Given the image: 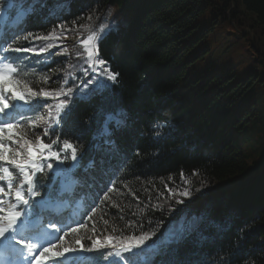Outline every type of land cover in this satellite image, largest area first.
I'll return each mask as SVG.
<instances>
[{"label": "trees", "instance_id": "16d2710c", "mask_svg": "<svg viewBox=\"0 0 264 264\" xmlns=\"http://www.w3.org/2000/svg\"><path fill=\"white\" fill-rule=\"evenodd\" d=\"M0 3L6 12L11 7L7 0ZM46 4L3 43L31 51H0V55L20 58L15 61L19 78L34 91L71 88L72 95L59 98L69 100L71 114L45 136L52 123L49 107L54 113L58 98H40L34 111H22L25 119L13 130L19 135L9 140L4 130L0 143L5 154L24 161L28 159L25 140L35 145L36 137L44 143L59 137L53 151L60 152L63 141L69 140L83 156L88 147L93 152L97 138H103L114 141L116 160L121 154L128 157L110 180L94 166H84L85 161L70 179L54 174L71 164L70 149L64 165L55 159L43 162L44 171L36 174L44 185L37 187L45 197L41 211L63 182L80 183L89 195L90 204L79 221L86 227L65 228L60 233H67L64 243L75 247L83 237L90 246L92 239L154 232L146 242L159 245L158 253H146L151 264H264V138L239 143L233 129L249 128L250 118L259 111L254 101L234 115L260 75L264 81V0H46ZM50 9L54 15H49ZM206 12L212 13L210 21H201ZM222 27H227L225 36L217 41ZM103 30L96 42L99 58L119 75L102 93L82 97L83 85L99 75L100 66L89 68L80 41ZM28 33L53 36L24 39ZM70 35L75 40L67 50ZM207 40L211 47L204 46ZM40 48L47 50L41 53ZM221 52L225 60L220 71L214 64L208 66L209 71L215 67L210 75L195 71L199 61ZM106 122L107 135L103 134ZM60 154L63 157L65 152ZM102 156L105 159L106 154ZM49 163L54 170L47 168ZM0 165L18 172L8 161ZM20 179L22 174L11 190L6 179L0 180L4 208L15 202ZM109 186L115 191L102 203ZM185 187L192 196L178 194ZM181 226L184 231L178 242L162 243ZM94 264L104 262L97 259Z\"/></svg>", "mask_w": 264, "mask_h": 264}, {"label": "snow or ice", "instance_id": "6c2138e0", "mask_svg": "<svg viewBox=\"0 0 264 264\" xmlns=\"http://www.w3.org/2000/svg\"><path fill=\"white\" fill-rule=\"evenodd\" d=\"M11 7L7 12L3 11V5L0 3V30L3 31V41L6 42L12 35L20 30L24 20L28 17L37 14L47 8L46 0H7ZM54 9L49 10V15H54ZM83 27V26H82ZM53 33L47 36H34L28 33L24 39L32 37L34 39L49 40ZM100 38L99 34L93 31L86 38L82 39L80 43L84 46V52L87 57L89 68L97 69L100 66L99 75H93L83 85L80 95L82 97L90 93H102L109 84L117 81L118 73L111 71L107 67V61L100 59L98 55V48L96 46L97 40ZM48 47H51L49 44ZM46 48H40L42 53ZM0 51L8 52H22L31 51V49H22L13 47L12 44L3 46L0 44ZM19 57L10 58L6 55H0V137L4 136V130H8L7 139L12 140L14 129L21 127L22 121L25 119L20 109L25 111H34L40 106V98L56 97L58 102L54 105V113L49 107V119L52 121L45 129L44 135L49 134V130H54L55 125L62 124L71 114V105L68 99H59L60 97H68L73 94L71 88L65 89L63 86L59 90L46 91L41 89L39 92L34 91L28 82L19 78V68L15 61ZM87 74V70H85ZM47 77L44 78L45 82ZM22 86V88H21ZM23 89V90H22ZM19 102H23L20 104ZM15 112V115H13ZM16 116L20 120H16ZM12 120L14 123L6 121ZM35 121L29 119V124L35 126ZM105 135L107 132V122L105 124ZM158 136L159 133H156ZM37 143L33 145L30 141L25 140L24 146L27 148L28 159L24 161L9 159L5 154V146L0 143V161H8L18 169L17 173L11 171L8 167L0 168V180H7L8 189L11 190L13 185L22 174L20 183L16 184L15 202L9 203L7 208H4L3 200H0V264H45L50 258L54 259V264H94L99 259L104 264H151L150 257L146 254L148 252L158 253L159 245L154 243H146L150 241L155 235L154 232H141L139 236L129 235L122 237H105L103 241L99 238L92 239L91 245L86 246L82 240L83 237L75 241V247L65 245V235L57 234L61 231L55 223H49L47 228L43 224V216L41 208L45 203V197L41 192L37 191V187H44L43 184L38 183L37 173L44 171L43 162L47 159H55L60 165H64L65 161L69 159L66 150H71V164L67 167L61 168L58 172L54 170L53 164H47V168L54 170V174L60 175L65 180L74 177L75 170L79 168L82 159V153L69 140L63 141V147L60 152L53 151L60 144L59 137L51 141V143H44L41 137H36ZM16 143H19L17 140ZM47 152L45 156L44 153ZM61 152H65L62 157ZM19 155V153H17ZM93 162H89L88 167H93ZM193 172V175H196ZM183 177V173H181ZM183 183L190 185V180H183ZM115 181L112 182V185ZM204 185L202 184L201 187ZM197 189L196 191H199ZM3 189H0L2 192ZM115 191L113 186H109L108 190L101 198V202L110 199V193ZM172 193H170L171 195ZM183 197L192 196V191L189 187H185L182 192L178 193ZM51 199V191L47 194ZM39 197L40 199H36ZM177 203H183L178 200ZM99 207V205L97 206ZM96 212V208L92 209V213ZM91 218V217H90ZM75 223V221H73ZM108 223L107 220L104 221ZM131 226V223L130 225ZM79 228L86 227V225H78ZM54 230L49 232L47 229ZM71 232L76 233L78 228H71ZM115 232L116 229H113ZM184 228L180 227L178 232L172 234L169 239L162 243L168 244L174 241L178 242L183 234ZM95 232V227H93ZM46 237H50L47 239ZM44 238V244L34 243ZM91 239V237H88ZM52 241H56L53 243ZM118 241V242H117ZM109 247L111 251L102 252L101 249Z\"/></svg>", "mask_w": 264, "mask_h": 264}, {"label": "rangeland", "instance_id": "374dc122", "mask_svg": "<svg viewBox=\"0 0 264 264\" xmlns=\"http://www.w3.org/2000/svg\"><path fill=\"white\" fill-rule=\"evenodd\" d=\"M5 11V10H3ZM6 12V11H5ZM212 16V13L210 12H206L205 14H203L201 21H210V17ZM115 25H117V23H115ZM227 30V27H222L219 29L220 35H217V41H220L221 38L223 36H225V31ZM105 30H103V32L101 31L99 33V36H101L104 33ZM216 39V37H215ZM75 37L70 35V40L67 41L66 39V47L67 50L69 49V46L71 45L72 42H74ZM200 42H198L197 44H199ZM196 44V45H197ZM204 46L207 47H211V43L209 40H207L204 44ZM224 52H221L218 54V56L216 57L215 55L210 56L209 58L199 61L196 66H195V71H202L204 75H210L213 71V69L215 68V71H220V67H222V65L224 64ZM209 64H214L215 67L209 71L208 66ZM261 76H259V81L255 82L252 87L249 89V92L246 96V98L243 100V103L240 105V107L237 109V111L234 113L238 114L240 113L241 110H243L249 102H254L256 101V103L259 106V111L255 116H252L250 118V122H249V128L242 130H237L236 127L234 126V132H235V136L238 139L239 143H242L243 139H247V140H260L261 138H264V81L261 79ZM226 123L229 125L230 120L226 121ZM242 134V135H240ZM3 214V213H0ZM34 243H38V244H44V239H40L38 241H33ZM53 243H55L56 241H52ZM66 246H72L73 244L70 243H65Z\"/></svg>", "mask_w": 264, "mask_h": 264}, {"label": "water", "instance_id": "95a60500", "mask_svg": "<svg viewBox=\"0 0 264 264\" xmlns=\"http://www.w3.org/2000/svg\"><path fill=\"white\" fill-rule=\"evenodd\" d=\"M233 5H234V4L232 3V4H231V8L228 10V13L231 11ZM244 32H250V30H249V29H245Z\"/></svg>", "mask_w": 264, "mask_h": 264}]
</instances>
